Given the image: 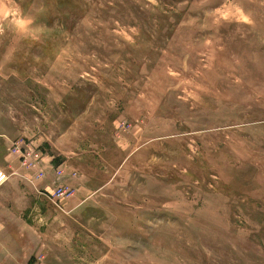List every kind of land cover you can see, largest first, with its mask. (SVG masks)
Listing matches in <instances>:
<instances>
[{
	"label": "rangeland",
	"instance_id": "rangeland-1",
	"mask_svg": "<svg viewBox=\"0 0 264 264\" xmlns=\"http://www.w3.org/2000/svg\"><path fill=\"white\" fill-rule=\"evenodd\" d=\"M0 188V264H264V0H0Z\"/></svg>",
	"mask_w": 264,
	"mask_h": 264
},
{
	"label": "crops",
	"instance_id": "crops-1",
	"mask_svg": "<svg viewBox=\"0 0 264 264\" xmlns=\"http://www.w3.org/2000/svg\"><path fill=\"white\" fill-rule=\"evenodd\" d=\"M0 228H15L18 226L17 222L19 223L20 226L23 227V222L22 221H17L16 219V213H20L23 208H25V203L29 204L31 203L32 199L29 200V198L24 197L22 198V195L20 196V200L24 201L23 204H17L16 199H15V193H12L10 190H3L5 188H0ZM21 194V193H20ZM25 196L28 194L24 193ZM9 236L7 238H3L0 236V243H5L3 241L4 239H9V241L15 243V238L12 236L13 234L8 231Z\"/></svg>",
	"mask_w": 264,
	"mask_h": 264
},
{
	"label": "built area",
	"instance_id": "built-area-1",
	"mask_svg": "<svg viewBox=\"0 0 264 264\" xmlns=\"http://www.w3.org/2000/svg\"><path fill=\"white\" fill-rule=\"evenodd\" d=\"M57 191V195H61L62 194V192H63V189H61V188H59L58 190H56Z\"/></svg>",
	"mask_w": 264,
	"mask_h": 264
}]
</instances>
